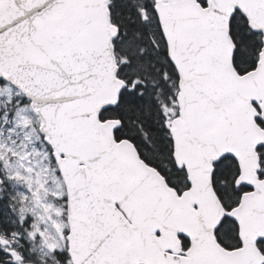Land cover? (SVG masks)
<instances>
[{
  "label": "snow or ice",
  "instance_id": "6c2138e0",
  "mask_svg": "<svg viewBox=\"0 0 264 264\" xmlns=\"http://www.w3.org/2000/svg\"><path fill=\"white\" fill-rule=\"evenodd\" d=\"M0 264H264V0H0Z\"/></svg>",
  "mask_w": 264,
  "mask_h": 264
}]
</instances>
